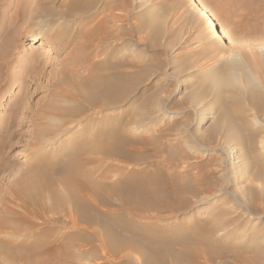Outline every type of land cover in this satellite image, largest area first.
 Returning <instances> with one entry per match:
<instances>
[{
    "label": "rangeland",
    "instance_id": "obj_1",
    "mask_svg": "<svg viewBox=\"0 0 264 264\" xmlns=\"http://www.w3.org/2000/svg\"><path fill=\"white\" fill-rule=\"evenodd\" d=\"M66 1L0 0V204L20 214L27 206L14 195L33 189L28 174L39 151L58 178L69 141H93L89 131L104 126L58 120L77 118L60 112L75 105L63 96L78 79L70 71L87 75L84 63L70 69L66 61L73 45V19L60 14ZM198 5L237 43L211 35L192 0H96L87 13L95 10L106 33L123 35L108 45L113 55L94 58L124 69L131 62L134 91L117 111L126 115L136 105L139 115L136 124H118L128 133L125 156L95 153L88 165L107 184L133 172L145 194L131 209L101 187L109 202L91 212L93 224L74 225L63 209L38 207L40 217L28 214L36 227L4 230L0 264H264V0ZM38 29L49 40L31 46ZM39 124L70 128L55 136L56 147H44L31 139Z\"/></svg>",
    "mask_w": 264,
    "mask_h": 264
},
{
    "label": "bare ground",
    "instance_id": "obj_2",
    "mask_svg": "<svg viewBox=\"0 0 264 264\" xmlns=\"http://www.w3.org/2000/svg\"><path fill=\"white\" fill-rule=\"evenodd\" d=\"M192 1L195 4V6H197L198 8V14L206 18V24L209 28L211 35L228 38V40L231 43L233 44L237 43V40L232 33H230L226 28L224 27L222 28L221 23H218L215 17L211 13H209L204 6L198 5V0H192ZM95 3L96 0H67L66 2H64L65 9L63 13L60 12L61 16L64 15L66 18L68 17L70 19H73L72 20L73 22L70 23V29H69V32L73 33V45L70 49L71 51L67 53V58H66V61H70L68 63L69 64L68 68H70V66L74 67L78 63L80 64L84 63L83 64L84 66L83 65L81 66H83L84 70L87 71V75H85L84 72H83L84 74H82V72L79 71V68H75V67L72 68V71H70L71 72L70 74L72 76L77 77L78 81L76 80L75 85L69 90V92H65L63 96L65 98H69L70 100H72L71 102H73L75 105L74 106L70 105V107H66L64 109L62 108V111L60 110V112L62 113L61 116L65 114L66 117L75 118L76 116L77 118L76 120H69V118L60 117L58 120H62L63 124L67 122V125L69 126L72 124V123L68 124L69 121L74 122L75 126L81 124L84 125L96 124L102 126L104 125L102 128H99L94 132L89 131L92 138L94 140L96 138L98 139V141L96 140H95L96 142L94 140H93L94 142L81 141L80 143L78 142L74 143L72 141H69L71 147H69L68 150L71 152H68L62 156L63 162L59 167L60 168L59 170H61L60 172L62 173L58 174L59 175L58 178L54 177L55 171L57 172L56 168H54L51 162L49 163L46 160L47 154H43L42 151L41 152L39 151L38 154L40 153L42 154L41 157L39 156L40 159L35 160L34 157L33 160L35 162L33 163V165L30 164L32 166V172L31 174L30 172L29 174L26 173L28 174V176L30 175L31 179H33L32 180L33 187L31 186L33 189L25 190L24 188H29V187L24 186V188L17 190L14 195L15 198L22 200L21 201L22 204H24L25 207L27 206L28 208L26 207V210L24 209V212L20 214L16 212L11 206H9L6 203H3L4 201H2L1 202L2 205L0 204L1 206H3V208L0 206L1 207L0 236L6 234L7 231L6 232L4 231L6 230V228L12 230H21V228L24 227L25 225H29V227L30 226L34 227L36 223L34 224L29 221L28 214L34 216L40 214L37 212V210H35L38 207L42 212H44L43 209L47 208L50 210L51 207L52 208L56 207L57 210L63 209L65 213L68 215L70 222H72L74 225L77 224L79 220H82L88 224H93L96 218L94 214H92L91 212L96 211V209L98 210L99 208L98 203H102V204L106 203V205H108L107 203L109 202L107 195H104L99 192V189L104 186H105V190L111 191L113 194H115L116 198H118V200H121L122 203L130 204L131 209L136 208V206L139 205L137 203L138 200H136L135 198L141 197V195L144 196L145 194L144 188L146 187L141 185V177L135 175L133 172H128L127 170L122 172L120 171L121 172L120 177L125 176L126 181L119 179L114 181V183L107 184L106 181L104 182L101 179V176H99L100 177L99 179L101 180L96 181L94 177L95 169H93L92 165L91 167L89 166L95 160V159L93 160V157L91 158L90 156L95 153L100 154L102 157L106 159L109 157H113L114 155L117 156L126 155V151L122 145L123 144L122 142L127 141L126 135L128 133L126 132L125 129L118 128L119 126L118 124H123V123L136 124L138 122L137 121L138 118L136 119V117L137 115H139L138 114L139 108L136 105L131 106L129 113L126 115H122L121 111H117L119 109V104H120L119 102H122L123 100L130 98L132 92L134 91L132 81L135 79L136 74H134V72H132L133 70L129 68L131 62H129L128 64L126 63L127 67L124 69V68L116 67L120 64L118 60L111 62L112 59H110L109 61L104 59L96 60L94 58L97 55L98 56L101 55V53H103V55L106 57H110L111 54L113 55V52L116 49L110 50L107 49V47L111 42L115 41L116 38L118 37L120 38V36L123 35L121 34L120 30H119L120 34L117 33V35L116 33H114L115 34L114 35L112 31L106 33L105 29L103 30L104 20L102 18L96 19L97 16L94 15L95 10L94 12L92 11L90 15L87 13L89 10H91V8L94 7ZM223 8H226V5H224ZM49 10L52 12L51 14L54 15V12H57L58 9L56 8L53 9L52 7H50ZM16 15L22 18L23 9L22 8L18 9ZM35 33L36 34L32 35L30 38L31 46H34L38 42L40 43V41L44 40V38H46L47 41L49 40L45 36L46 34L44 35L43 34L44 32H42L40 29H38L37 32ZM55 35L58 36L55 33L53 37ZM67 44L68 42L64 41L63 43H60L58 46H56V48L61 49L64 46H67ZM43 48H45L43 50L44 52L50 50L49 46H45ZM29 55L31 54H28L27 56L30 57ZM31 56H35V55H31ZM66 67L67 65L65 64L62 68L66 69ZM108 70L110 72H108ZM62 71H64V69ZM107 110L108 111L112 110V111L109 113L107 112L105 114V111ZM116 121L118 122L116 123ZM106 125H108L109 127H106ZM60 126L62 127V125ZM66 127H62V129ZM68 128L70 127H67V129ZM62 129L61 131H59L60 130L59 129L58 132H56L54 129H52V127L49 128L47 124L36 125L35 129H33V132L31 133L32 142H34L36 145H40L43 143V145L41 146L46 147L50 145V147H52L51 145L53 144L55 145V143L57 142L55 136L57 137L58 134L67 133L68 131L67 129L66 131ZM102 130L106 131V134L108 135L107 137H104L103 135L104 133L102 132ZM131 138L129 137L128 139ZM99 140L105 141V143L99 142ZM61 145L63 146V144ZM60 149L67 150V147L66 148L61 147ZM37 152L38 151H36L35 153ZM103 161L104 160H102V162ZM104 173H105L104 170L101 171L102 175ZM62 191L64 192V194L61 193ZM151 192L149 193L151 194ZM143 196L141 198H143ZM45 197L50 198L51 206L49 205L44 206ZM64 203L67 204L64 206L63 205ZM6 241L7 240H4V242ZM1 245L2 242L0 240V247ZM32 251L37 252L38 249Z\"/></svg>",
    "mask_w": 264,
    "mask_h": 264
}]
</instances>
